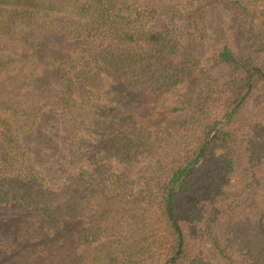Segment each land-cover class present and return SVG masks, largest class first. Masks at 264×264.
<instances>
[{
    "label": "trees",
    "instance_id": "trees-1",
    "mask_svg": "<svg viewBox=\"0 0 264 264\" xmlns=\"http://www.w3.org/2000/svg\"><path fill=\"white\" fill-rule=\"evenodd\" d=\"M0 264H264V0H0Z\"/></svg>",
    "mask_w": 264,
    "mask_h": 264
},
{
    "label": "rangeland",
    "instance_id": "rangeland-1",
    "mask_svg": "<svg viewBox=\"0 0 264 264\" xmlns=\"http://www.w3.org/2000/svg\"><path fill=\"white\" fill-rule=\"evenodd\" d=\"M211 21H212V23H213V19H212V18H211ZM233 25H234V23H233ZM212 28H213L214 31L217 29V21H216V24H215L214 26H212ZM233 34H234V38L236 39V41H237V42H241V37L238 36V31L235 30V31L233 32Z\"/></svg>",
    "mask_w": 264,
    "mask_h": 264
}]
</instances>
